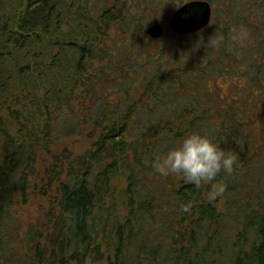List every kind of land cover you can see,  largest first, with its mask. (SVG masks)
I'll return each mask as SVG.
<instances>
[{
    "label": "trees",
    "instance_id": "16d2710c",
    "mask_svg": "<svg viewBox=\"0 0 264 264\" xmlns=\"http://www.w3.org/2000/svg\"><path fill=\"white\" fill-rule=\"evenodd\" d=\"M247 1L256 38L225 0L214 29L176 41L151 26L181 0H0V264H264V4ZM191 131L237 156L212 200L153 167ZM84 134V152L54 153ZM44 152L55 205L14 245L13 201Z\"/></svg>",
    "mask_w": 264,
    "mask_h": 264
},
{
    "label": "rangeland",
    "instance_id": "374dc122",
    "mask_svg": "<svg viewBox=\"0 0 264 264\" xmlns=\"http://www.w3.org/2000/svg\"><path fill=\"white\" fill-rule=\"evenodd\" d=\"M212 5L214 6V12H213V17L211 19V22L209 24V31L211 29H214V26L216 24L217 19L221 17L220 13L224 9L227 8L228 4H225V0H210ZM233 3H230L228 9L230 11L229 15L232 16V20L235 24H237V29L242 30V35H245L246 32H250L252 37L256 38L255 34L258 33L259 29H250L251 26L248 22V20L251 21L252 24H254V21L256 17L259 15L250 13V15L253 17V19H244L243 17H240V15L245 13L243 9L248 5L247 0H244V2H240L239 0H231ZM252 3L251 1H249ZM258 3L261 5L264 4V0H257ZM256 2V3H257ZM185 3V2H184ZM244 5V6H243ZM253 5V3H252ZM232 7V8H231ZM254 7V5H253ZM167 10V9H166ZM254 10V8H253ZM135 11V10H134ZM165 11V10H164ZM243 11V13H242ZM251 12V10H246V12ZM262 11V9H261ZM165 19L169 15V12L165 11L164 12ZM170 17V16H169ZM170 20L169 18L167 21H163V29H164V39L165 40H170L174 39L178 41L180 37L178 35L174 34L176 33L174 29L170 26ZM236 26V25H235ZM145 33V27H141L136 25V27H133L132 29H129L128 36L131 37V34L134 36L139 35L144 37ZM114 36V34H113ZM245 38V39H244ZM242 43L245 44L248 42V38L244 37ZM146 42H151L155 44H159L158 41L146 37L143 39ZM125 48L131 47V42L130 40L125 41ZM197 40H191V44L194 46L196 44ZM191 45V46H192ZM122 46V44H121ZM123 47V46H122ZM130 49V48H129ZM198 52V55L196 57H201L202 54L199 53V50L196 49ZM100 62L98 60H95V65H98ZM92 139L88 136V134L84 135H74L70 137H64L62 140L58 141V145L53 146V150L55 154H60L66 151V153H71L72 156H75L77 153H82L84 152L87 148L91 146ZM53 154L52 153H47L44 152L41 155H39V159L35 163L34 167L36 168L35 174H32L30 177L31 179V186L27 189L28 194L25 196L22 195H16L14 198V203L12 206V212L13 213V224H14V235L15 236V242L14 245L18 243L17 239H21L25 237V233L28 231L29 227L36 224L37 227L39 226L38 222L40 220L45 219L47 213L49 210L54 207L55 205V196L57 195V185L56 183L53 184V186H49L48 189H46L45 185H47V182L49 181L46 174H44V169L46 166L53 161ZM64 176V175H63Z\"/></svg>",
    "mask_w": 264,
    "mask_h": 264
},
{
    "label": "clouds",
    "instance_id": "9594fccd",
    "mask_svg": "<svg viewBox=\"0 0 264 264\" xmlns=\"http://www.w3.org/2000/svg\"><path fill=\"white\" fill-rule=\"evenodd\" d=\"M185 0H181L183 4ZM237 156L223 148L211 135L202 131H191L181 137L174 146L153 160V167L164 175L179 173L185 182L196 187L209 185L208 199H215L225 191V183L218 181L221 171L231 173ZM189 210L190 202L182 204Z\"/></svg>",
    "mask_w": 264,
    "mask_h": 264
},
{
    "label": "water",
    "instance_id": "95a60500",
    "mask_svg": "<svg viewBox=\"0 0 264 264\" xmlns=\"http://www.w3.org/2000/svg\"><path fill=\"white\" fill-rule=\"evenodd\" d=\"M212 5L207 0H191L184 3L171 16V26L179 33H190L202 29L212 18ZM151 30L155 36L164 32L162 23L154 24Z\"/></svg>",
    "mask_w": 264,
    "mask_h": 264
},
{
    "label": "flooded vegetation",
    "instance_id": "af4514ba",
    "mask_svg": "<svg viewBox=\"0 0 264 264\" xmlns=\"http://www.w3.org/2000/svg\"><path fill=\"white\" fill-rule=\"evenodd\" d=\"M191 0H188V1H186L185 3H187V2H190ZM197 1V0H196ZM208 2H210V4L212 5V3H211V1L210 0H207ZM184 4V3H183ZM214 6L215 5H212V15H213V12H214ZM211 15V16H212ZM213 17V16H212ZM212 19V18H211ZM210 22H211V20H210ZM210 22L208 23V24H206V25H204V26H202V29H203V27L205 28V27H208L209 26V24H210ZM199 30H201V29H199ZM199 30H196V31H199ZM192 32H195V31H192ZM192 32H190V33H192Z\"/></svg>",
    "mask_w": 264,
    "mask_h": 264
}]
</instances>
